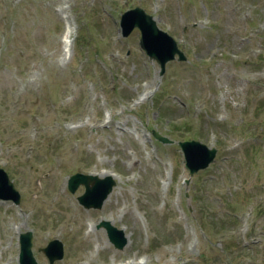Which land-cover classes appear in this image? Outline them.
<instances>
[{"label":"rangeland","instance_id":"obj_1","mask_svg":"<svg viewBox=\"0 0 264 264\" xmlns=\"http://www.w3.org/2000/svg\"><path fill=\"white\" fill-rule=\"evenodd\" d=\"M135 7L185 61L161 74L139 30L123 35ZM191 139L216 148L193 175ZM0 168L20 193L0 199V264H19L26 231L38 264L56 238L54 264H264V0H0ZM79 172L116 175L100 208L68 190Z\"/></svg>","mask_w":264,"mask_h":264},{"label":"water","instance_id":"obj_2","mask_svg":"<svg viewBox=\"0 0 264 264\" xmlns=\"http://www.w3.org/2000/svg\"><path fill=\"white\" fill-rule=\"evenodd\" d=\"M122 33L124 36L129 32L138 28L141 33L139 41L140 46L145 50L150 59H155L160 66V73L165 70V64L174 59L178 54V60H185L186 56L181 51L176 41L167 32L161 30L154 18L147 14L142 8L135 7L122 14L120 21ZM154 136L163 141L171 142L153 131ZM184 160L185 167L189 170L190 175L200 169L206 168L215 157L216 148L208 147L198 140L179 141ZM83 185L85 191L78 196V201L85 208H100L107 195L112 190L115 181L111 175L100 178L93 174L76 173L68 179V189L74 192L79 185ZM0 197L4 199H12L15 203H19L20 195L14 189L12 182L7 174L0 168ZM98 227H103L106 230L110 242L121 249L127 242V237L122 229L113 226L109 221L102 220ZM20 264H37L31 252V233L26 232L20 236ZM49 260V264H53L55 260L61 259L63 256L62 243L58 239L51 240L46 247L41 248Z\"/></svg>","mask_w":264,"mask_h":264},{"label":"bare ground","instance_id":"obj_3","mask_svg":"<svg viewBox=\"0 0 264 264\" xmlns=\"http://www.w3.org/2000/svg\"><path fill=\"white\" fill-rule=\"evenodd\" d=\"M59 11H60V13L62 14L63 19H64V21H65V33H64V39H63L64 44H65L63 50L65 51V50H66V47H67V45H68V40L70 39V37H71V35H72V31H73L72 29H73V27H72L71 20H70V19H67V16L64 15V10H63L62 8H60ZM66 51H67V50H66ZM108 173H110V172L105 171V172L102 173V174L105 175V174H108ZM114 175H115V174H114ZM115 177H116V175H115ZM89 226H90V229H89V231L87 232V234H89V233H91V232L93 231V230H92V223H89ZM14 228H16L17 230H19L20 226L17 225L16 227L14 226ZM10 229H11V226L6 225L5 230L9 232ZM11 263H12V262H11V258H10L7 264H11Z\"/></svg>","mask_w":264,"mask_h":264}]
</instances>
